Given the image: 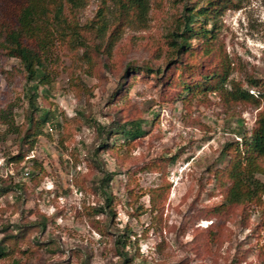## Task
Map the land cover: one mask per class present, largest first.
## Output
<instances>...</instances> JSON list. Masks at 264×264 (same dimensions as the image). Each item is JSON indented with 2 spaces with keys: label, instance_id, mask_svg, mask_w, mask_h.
<instances>
[{
  "label": "rangeland",
  "instance_id": "rangeland-1",
  "mask_svg": "<svg viewBox=\"0 0 264 264\" xmlns=\"http://www.w3.org/2000/svg\"><path fill=\"white\" fill-rule=\"evenodd\" d=\"M25 1L0 0V27L16 24V10ZM148 1L143 24L127 20L118 27L115 0H87L75 14L82 35L77 45L56 28L44 60L50 81L37 88L41 110L29 102L31 82L19 60L0 51V185L24 183V190L0 195V238L14 225L44 217L45 231L34 234L53 241L30 255L0 258V264H80L85 253L90 264H117L118 234L132 256L127 264H264V193L258 203L228 205L224 194L230 181L225 178L223 188L216 181L218 171L238 155L236 141L245 165L242 145L261 105L228 101L218 91L184 103V95L166 91L151 74L137 73L124 86L121 77L130 61L162 72L173 54L168 34L174 26L181 28L186 9L206 2ZM228 2L208 23L215 25L218 63L228 64L225 88L231 79L242 87L250 79L264 84V0ZM249 92L257 95L253 88ZM42 110H49L50 118L28 138L23 158H15L28 117ZM135 117L141 120V135L125 140L113 134L108 140L109 130ZM50 120L57 124L51 133L46 129ZM102 140H113L115 148L97 150ZM160 158L162 170L147 167ZM258 163L261 170L254 176L264 183V160ZM103 171L112 173L110 208L97 182ZM25 172H33V179ZM165 180L166 199L155 208L149 191ZM217 205L223 210H210ZM104 224L103 234L98 228ZM28 247L21 243L23 250ZM74 253L79 257H68Z\"/></svg>",
  "mask_w": 264,
  "mask_h": 264
},
{
  "label": "trees",
  "instance_id": "trees-1",
  "mask_svg": "<svg viewBox=\"0 0 264 264\" xmlns=\"http://www.w3.org/2000/svg\"><path fill=\"white\" fill-rule=\"evenodd\" d=\"M86 2L87 0H26L16 10V24L0 27L2 36L0 51L19 60L27 82H31L28 85L30 91L29 102L30 104L34 103V108L37 110H41L36 105L38 85L50 81L49 71L44 64L48 54L49 41L53 38L56 28H59V36L66 35L72 44L77 45L82 42V35L77 30L78 25L75 22V14L78 8L83 7ZM225 3H229L228 0H206L204 5L186 9L187 11L182 15L181 28L174 26L172 32L168 34L167 45L172 49L173 54L170 58L165 59L166 64L161 73L159 68L155 69V67L147 64L138 67L130 61L127 63L121 79L125 86L136 78L137 73L143 77L151 74L159 81L162 88H166V91L171 89L172 94L175 93L174 95H184V103H188L191 98H195L199 94L204 95L207 92L218 91L228 101L248 102L255 104L257 107L261 105L257 112L256 126L250 136L244 139V146L242 145V150L246 152L245 165H242V151L239 150L241 148H239V143L236 141L234 147L235 150H238V155L233 158L234 160L228 167L218 171L216 175L219 188H223L224 181H230L225 189L226 191L223 189L225 191L224 200L228 205L258 203L261 194L264 193V183L255 178L254 173L261 170L258 163L259 159L264 160V84L260 82V79H250L248 87H242L241 83L231 79L228 81L229 87L225 88L227 74L225 71H228V64L225 61L221 64L218 63L220 53L213 48L215 25L208 27L209 19L213 18L214 14ZM115 5L118 9V27L127 20L138 21L139 24L146 21L149 10L148 0H115ZM64 8L67 9L65 14L62 13ZM101 10L98 11V16H103ZM90 28H93V25H90ZM101 28L102 25H99L96 30L98 31ZM193 40H197V43L193 44ZM211 41L212 44H210ZM71 43H68V45H71ZM259 85H261L260 89L258 88ZM249 88H253L254 91L257 90V95L249 92ZM122 91L123 89H120L115 95H119ZM163 94L166 93L163 92ZM261 102L263 104H260ZM51 114L49 110H42L37 117H28L29 123L21 137V148L15 158H23V148L27 143L29 144L28 138L40 132V126L50 118ZM104 127H100L102 134ZM142 130L139 117L131 118L109 130L108 140L113 134H118L125 140H131L141 135ZM97 146V150L115 148L113 140L107 142L102 140ZM230 147L231 143H226V148L229 149ZM230 154H233V152ZM174 159L175 156L171 158V160ZM162 163L163 159L161 158L153 159L148 162L147 167L152 170H162ZM29 175L32 177L34 173L28 172L27 176ZM111 177L112 173L110 171H103V176L97 180L104 196L105 207L108 208H110L112 201V195L109 192L107 193ZM4 182L5 184L0 185V195L13 188L23 189L24 187L22 181L16 183H12V181ZM165 183L166 180L149 191L151 206L161 208L168 191V185H165ZM223 207V205H217L210 210L218 213L223 210ZM108 212L110 218H113L115 214L113 209H109ZM107 226L108 224H104L103 228L96 227L104 234L107 231ZM45 228L46 221L44 217L27 224L14 225L11 232L0 238V258L11 257L17 253L30 255L32 250L52 244V240L43 241L38 235L34 234V232H39L40 235L45 231ZM210 232H212V235L217 233V231L214 232L211 229ZM121 235L118 234L119 237L115 247L116 253L120 257L117 264H127L132 261V256L125 250L126 242L121 241ZM21 243H27L29 247L23 250ZM68 257L77 258L79 255L74 253L69 254ZM64 264L68 263L65 261ZM80 264H90L88 253H85V257L81 259Z\"/></svg>",
  "mask_w": 264,
  "mask_h": 264
},
{
  "label": "built area",
  "instance_id": "built-area-1",
  "mask_svg": "<svg viewBox=\"0 0 264 264\" xmlns=\"http://www.w3.org/2000/svg\"><path fill=\"white\" fill-rule=\"evenodd\" d=\"M46 129L50 133L54 132L57 129V124L53 120H50V121L46 122ZM25 174L27 175L28 172H25Z\"/></svg>",
  "mask_w": 264,
  "mask_h": 264
}]
</instances>
